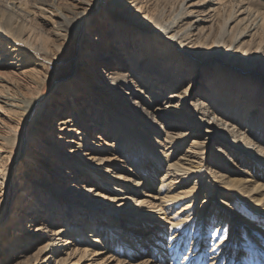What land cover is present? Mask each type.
<instances>
[{"label": "bare ground", "instance_id": "6f19581e", "mask_svg": "<svg viewBox=\"0 0 264 264\" xmlns=\"http://www.w3.org/2000/svg\"><path fill=\"white\" fill-rule=\"evenodd\" d=\"M61 1L67 3L60 5ZM61 1L34 0L28 7L22 0H13L11 5H0V34L6 36L0 37V62L6 59H11L9 64L15 65L35 62L25 65L21 71L3 74L0 69V221L9 211L11 216L14 215V225L19 224L15 219L19 211H15L14 206L8 210L6 206L9 193L13 191L14 198L25 186V189L30 188L29 194L33 197L27 204L28 214L23 215L25 218L19 216V222L27 223L28 231L23 233L26 234L24 239L19 240L23 244H17L23 245L18 264H50L52 259L55 264H166L169 260V264H176L181 254L178 242L188 245L190 238L189 250L181 264H198V261L202 264L208 252L211 254L209 264H219L227 250L224 264H231L230 252L234 247L231 236H236L237 230H240V239L257 246L241 256L245 260L258 257L259 251H264V205L260 204L264 203V97L260 94L261 85L243 83L233 75L216 72L215 76L210 75L205 80L207 90L200 91L192 108L187 102L189 89L180 90V81L196 77L190 72L195 65L194 57L200 58L196 48L215 32L217 23L221 26L214 37L215 43L223 42L236 32L234 29L238 24L251 23L247 24L249 29L237 30L230 43L232 49L239 50L245 46L246 39L242 40L254 36L264 25V11L252 10L243 0H181L174 18L165 22L161 20V12H156L144 15L140 21L131 11L136 7L142 10L144 4L147 7L153 0ZM103 3L112 7L110 10L116 11L118 16H105L108 25L104 23V16L88 19L81 34L80 61L75 76L58 85L49 97H43L50 73L47 62L66 49L80 33L84 16L94 13ZM156 4L153 11L158 8ZM227 7L229 12L225 11ZM110 10L105 9V14ZM30 16L42 24H49L50 31L37 33L29 25ZM122 17H131V23H123ZM92 23L96 24L95 33L88 39L92 36ZM108 34H116L113 45L108 42ZM158 37L173 48L164 58L166 51L160 47L164 44L156 40ZM131 42L134 43L133 52L125 48ZM117 48L122 51L118 52ZM144 48L148 58L155 54L154 51L159 54V50H163L160 67L156 66L161 59L158 57L155 60L152 57L150 62L148 59L140 62ZM257 49L264 52V45L259 44ZM182 58L189 63L186 72L174 65ZM128 65L132 69L129 70ZM162 65L167 68L162 69ZM175 74L178 81L174 80ZM124 87H133V90L124 95ZM59 92L63 96L51 107ZM131 94L134 95L132 100ZM93 102L97 104L90 105ZM254 103L261 104L256 115L248 110L257 108ZM129 106L146 108V119L140 118V114ZM46 112L48 115L38 130ZM162 118L164 121L158 123ZM163 131L165 143L157 138ZM95 132L102 143L94 140ZM24 134L28 143L25 157L22 155ZM76 134L80 135L79 141L74 140ZM56 137L61 141L57 147L51 141ZM210 141L228 142L232 149L217 148L220 154L216 155L215 150L208 148ZM74 142L79 145L76 150L66 145ZM106 150L112 151L111 154H100ZM246 153L249 160L243 167L241 162ZM52 158H58L62 163H52ZM41 161L52 166H45ZM164 163H167L166 167ZM90 165L100 175L86 169ZM17 167L22 168L19 175ZM163 167L165 170L156 191ZM71 169L77 181L86 178L82 184L75 181L67 188L52 184L53 180L64 182L62 175L69 174ZM113 169L126 173L116 175L126 183L119 186V192L142 208H126L127 203L122 202L117 207L106 208L107 212L99 210L104 208V199L108 198L106 187L102 189L99 184L101 175ZM11 172L16 174L10 178ZM89 181L92 184L86 185ZM180 185H183L181 189ZM52 186L61 192L75 188L82 191L85 199L79 201L80 209L70 206L72 200L63 201L58 208L53 202ZM147 188L165 194L140 191ZM132 192L136 194L127 195ZM140 194L153 199L141 198ZM40 197L54 208L44 211L43 203H37L43 202ZM121 197L112 200H121ZM155 197L159 198L158 203ZM239 197L247 211L234 206ZM35 199L39 200L35 202ZM147 203L152 207H145ZM232 208L238 213L241 211L240 227L231 215ZM168 212L172 215L163 216ZM35 218H45L46 223L33 230L30 228ZM168 232L170 236L166 241ZM211 232L213 240L208 238ZM216 236L218 241L214 240ZM38 238L42 241L28 251ZM10 246L13 250L15 242ZM146 250V255L141 256ZM16 253L18 251L13 254ZM5 256L0 251V258ZM9 257L1 259L0 264H5ZM137 257L140 258L138 261ZM261 261L264 264V260Z\"/></svg>", "mask_w": 264, "mask_h": 264}, {"label": "rangeland", "instance_id": "374dc122", "mask_svg": "<svg viewBox=\"0 0 264 264\" xmlns=\"http://www.w3.org/2000/svg\"><path fill=\"white\" fill-rule=\"evenodd\" d=\"M12 1L13 0H0V5L1 6H3V5H11V2ZM243 1L244 2H247V4L251 6L252 10L264 11V6H263L264 5V0H243ZM22 2H24L26 5H28V7H31L32 4H33V2H34V0H22ZM152 2L153 3L152 4H148L147 7L144 4V7L145 8H143L142 10H138L139 8H137V7L134 8L131 11V13H136L135 16H137L140 19V21H142L144 15H146L148 13L155 14L156 12L157 13L158 12H161V14H160V15H162L161 16V20L162 21L164 20L166 22V21L174 18V15L177 12V8L179 7V4H180L181 0H153ZM59 3H60V5H64L67 2H65V1L62 2L61 1ZM155 3H157L156 5H158V8H157V10L153 11L152 10V7H153V5H155ZM111 8H110L109 5L104 6V3L103 4H99L94 13L88 14V15L84 16V18L82 20V27H81L80 33L77 34L76 36H74L73 40H71L70 43H68L66 49H64L59 56H53V57H51L50 61L47 62L48 70H49L50 73H49V79H48L46 85L44 86V90H43L44 96L43 97H45V98L49 97L54 92V90L56 89V87L58 85H60V84H62L64 82L70 80L71 77L75 76V73H76L75 71H76V68H77V63L80 61V39H81L82 31L85 29V24L87 23V21H88V19L90 17H98L99 18L101 16H104V21H106L104 23L106 24L108 21H107V19H105V16L107 17V16H110L111 14L118 16V14L116 13V11H114V13H116V14H114L113 11L110 10ZM105 9L110 10L109 13L105 14ZM228 9L230 10V8L227 7L225 9V11H228L229 12ZM37 12L39 13L40 11H37ZM38 15H41V14H38ZM30 17L31 18L29 20L30 21L29 22V25L31 24L30 26L31 27H34L35 30L37 31V33H42V32H46V31L49 32L50 31L49 30V27H50L49 24H47V23L44 24V22L42 24V22H40L38 19H35V18L33 19V16H30ZM241 17H244V16H241ZM241 17H239V19ZM121 19H122V22L123 23H127V22H130L131 23V21H132L131 20L132 19L131 17L128 18V19H125L124 17H122ZM236 22H234L233 24H235ZM108 23H107V25H108ZM233 24H231V25H233ZM247 24H249V22H247ZM247 24L246 23L245 24H243V23L242 24H238V26H236V29H234V30H236V32H237V30H242V28H245V27H246V29H249V27H250L249 25H251V23L249 25H247ZM90 26H91V29H92V36H88L87 37L88 39H90L91 37H93V35L95 33V30H93V29L96 27V24L95 23H92V24H90ZM220 26H221V23H217L215 25V32L212 33V35H210L206 40H204L206 44L203 41V43L200 44V45H198V47L196 48V50H197V52L199 54L198 56L200 58H195L194 57L193 62H195V65L193 66L194 68H192L190 70V72L192 74H196V77H194L192 79L191 78L184 79L183 82L180 81V83H181L180 84V90H185L187 88L189 89V94H188L187 102H188V105H190V107H192V108H194L193 107V104L195 103V101H197L198 97H200V91L205 92L207 90L206 89V84H205L206 81L205 80H207V78L210 75H214L215 76L216 75V72H217V74H219V73H224L225 74L226 73L227 75H230V76L233 75L232 77L241 79V81H243V83L248 82V83H251V84L258 85V86L261 85L260 87H261L262 90H261V93L260 94H261V96L264 97V52L263 51L261 52V51H259L257 49V47L259 46V44L260 45H264V25H261V27L258 29V31L256 32L257 35L255 34L254 36L253 35L252 36L250 35V36L245 37L242 40V42H243L246 39L244 41L245 42V46L242 49H239V50L232 49L231 46H230V43L233 41L234 36L236 34L235 31L232 34H230L226 39H223V42H216L215 43V38L214 37L217 36L218 31L220 29ZM42 29H43V31H41ZM39 30H40V32H39ZM44 35H47L48 36V33L47 34L45 33ZM108 35H109L108 42H110V44L113 45L112 43L117 40L116 39V34H112V35L111 34H108ZM129 35L131 37L132 30H130ZM232 36H233V38H232ZM0 37L6 38V36L1 35V34H0ZM7 39H10L11 40L10 37H7ZM156 40H159V41L161 40V43L164 44V45H161L160 46V47H162L166 51L163 54V58H164V55L165 54L169 53L170 51L171 52L173 51V48H172V46L170 45L169 42L168 43L167 42H164V39H162L161 37H158V39H156ZM133 44L134 43H132V42L130 44H128L127 47H125L126 50H130L131 52H133ZM119 50L122 51L121 48L120 49L117 48V51L118 52H119ZM103 51H105V50H103ZM14 52H17V51H14ZM131 52H130V54H131ZM154 52H155V54H153V56H150L148 58L147 57V50L144 48L143 51H142V53H141V57L139 59L140 62L141 61H144V59L145 60L148 59L149 62H150L152 60V57H153L154 60L157 59V57H158V58H161V59L158 60L156 66L157 67H160L161 64H162V57L161 56H162L163 50H159V54L160 55L159 54H156V51H154ZM10 60L11 59H8V60L6 59V61H3L2 63L0 62V67H1L0 69H1V72L3 74L8 73V72H10L12 70H14V72L17 71V70H20L21 71V70L25 69V68L22 69V67H26L25 65H27V64L29 65L31 63H35L34 61H32V62H28V63L22 64V65H15V64H9L10 63ZM34 60H36V58H34ZM174 65H175V67L177 66V68L179 70H181V68H183V70H182L183 72H186V70L189 67L188 61L186 59H183V58L180 59V61L176 60V63ZM162 66H163L162 69H166L167 68L166 66H168V65L166 64V66H164V65H162ZM19 67H20V69H18ZM128 69L130 70V69H132V67L130 65H128ZM188 72H189V70H188ZM174 76H175L174 77V80L176 79V81H178L177 74H175ZM174 80L172 79V81H174ZM132 88H130V87H126L125 88L124 87V89L122 90V93H124V95H125V92H132V90H133ZM236 90H238V89H236ZM84 93H86V92H84ZM85 95H86L85 97L88 96L87 94H85ZM62 96L63 95L60 94V92L57 95H55L54 98H53V102H52V104L50 106L51 107H54L55 104L57 103V101H59V99H61ZM120 96L124 97L123 95H120ZM133 97H134V95L131 94V96H130L131 100L133 99ZM92 99H93V97L90 98V100H92ZM95 104H97V103H94L93 102L90 105H95ZM254 104L257 105L256 103H254ZM259 106H261V104H259ZM259 106L257 105V108H255V109H250L249 108L248 110L251 111V112H253L256 115L258 113H255V112H257L258 109H261V107L259 108ZM84 107H86V106H84ZM129 107H130L129 109H131V110L135 109V111H136L135 113L136 114L137 113L140 114V118L141 117L142 118L144 117L146 119V116H147L145 114V112L147 111L146 108H135L133 106H129ZM252 108H254V107H252ZM91 110H94V107H92ZM261 111H263V109ZM261 111H260V113H261ZM69 113L70 112H68V114ZM47 115H48V113L46 112V114L42 118V121H40V123L38 124V130H39V127L42 125L43 121L45 120V118L47 117ZM62 117H64V116H60V118H62ZM60 118L57 117L56 119L59 120ZM163 121H164V119L162 118V119H159L157 122L158 123H161ZM198 121H199V119H198ZM46 127H48V126H46ZM177 128H179V126H177ZM38 130H36V132H35L36 134H37ZM47 130H45V132ZM263 130H264V128H263ZM72 133H74V132H72ZM97 134H98L97 132L94 133V135H93V137L95 138L94 140H96L98 142V144L99 143H102V140L96 137ZM165 134L166 133L163 131L162 132V136L157 137V138H159L160 141H162L164 143L166 142ZM77 135H78V137H77ZM79 137H80V135L79 134H76V137H74L76 139H74V140L79 141ZM25 138L26 137H25V134H24V144L22 146V150H23V154L22 155H23V157H25L28 154V152H27L28 151V149H27V146H28L27 144L28 143L26 142ZM49 139L50 138H48V140ZM51 141H52V143H55V145H54L55 147H57V144L61 143V141H59V139H57V137L55 139L51 140ZM227 143L228 142H226V143L224 142L223 144H220L217 141H210L208 143V148H210V150L211 149L215 150L216 151V155L217 154L219 155L220 153L219 152L217 153V148L218 149L219 148L221 149L223 147L226 150L229 149V148L232 149L231 145L229 143L228 144ZM66 145H68L70 148L73 147L75 150L77 148H79L78 147L79 145L78 144H75V142L74 143H68ZM30 147H32V146H30ZM35 149L36 148H34L33 151H35ZM160 150H164V148L163 147H160ZM57 151H59V148L57 149ZM40 152H42V154H46L43 151H40ZM110 152H112V151H110ZM110 152H108V150H106L104 152L102 151V153H100V154H105V153L111 154ZM181 153L179 155H181ZM49 157L51 158V155H49ZM173 157H175V156H172V158ZM243 158H244V159H242V162L243 163L241 162V165L243 167H245L247 165V160H249V154L247 155V153H246V156H244ZM52 159H53L52 163L54 161L59 162V163H62V161L58 160V158H52ZM221 159H223V157H221ZM223 160H229V159L226 158V159H223ZM113 161H116L117 162V160H113ZM41 163L43 165H45V166H48V167H51L52 166L51 163H45V162H42V161H41ZM118 163H120V162H117V164ZM229 164L230 165H233L231 162ZM164 165L166 167L167 166V163H164ZM39 167H40V169H42V165L39 166ZM165 167L162 168V170L160 171V173L158 175V186L156 187V191H158V189H159L160 180H161V177H162V173L165 170ZM21 169L22 168H19V167L16 168V173L18 172V175H19V172L21 171ZM86 169H88L91 172H95V175H100L99 173H97L95 171V169H92V165H90L89 167H86ZM113 170L114 171H107L106 170V171H104L105 173L103 175H101L102 176V179H100L99 184L102 187V189L106 187L107 190H106V192L105 191L104 192H105V194L107 195L108 198L104 199L105 204L102 206L104 208L103 209L100 208L99 210H103L105 212L107 209H110L111 207H117V206H119L120 203H122V202L127 203L126 206H125L126 208L129 207V208L135 209V210H139L140 208H142V206H139L138 203L136 204L135 202L131 201V199H129L128 197H126V195L124 196V194L122 192H119V186H123L126 183H125L124 180H122V178H117L116 175H119V176H120V174L126 175V173H124L122 170H118V169H113ZM208 170H209V166H208ZM119 171H120V173H119ZM16 173L11 172L10 173V178L13 177ZM74 174L75 173L71 169V171L69 172V174L66 173V174L62 175V177L65 178L64 182H61V181L59 182V181L53 180V183L52 184L53 185L55 184L56 186L59 184V187L67 188L68 186H70V184H72L75 181L78 182V185L79 184H82V182L85 181L86 178H83V179L77 181L74 178ZM27 180H29V178ZM31 183H32V180H31ZM86 183H87L86 185L92 184V182H90V181L89 182H86ZM103 185H104V187H103ZM19 186H20V184H18V187ZM56 186H54V187L52 186V191H53L52 198H53L54 204L56 206H58V208L60 206V203H64L63 201L72 200V202H70L71 203L70 206L72 205V206H75L76 208H79L80 209L81 206L79 205V201L80 200L82 201L83 200V197H84L83 193H81L82 191H80L77 188H75V189H72V190H69V191L66 189L67 191L64 190L63 192H61L60 189L55 188ZM182 186L183 185H180L179 188L182 187ZM16 189H17V186H16ZM49 190L51 191V189H49ZM140 191H144V193H147L148 192L150 194H156V195L159 194L160 196H163L165 194V192H163V193L162 192L161 193H155V192H153L149 188H147V189H141ZM29 192H30V188L28 187L27 189H25V186H23L22 187V191H19L18 190V193L15 195L14 198H13V191L11 193H9V197L10 198H9L8 203H6V206L8 207V210L9 209L11 210V206L12 207L14 206L15 207V211H19L18 215L19 216L22 215V218L24 217L23 215L28 214V211L30 209L27 208V204H28V202L30 200L33 199L32 195H30ZM66 194L71 195V197L70 196H66ZM134 194H136V192H132V193H129L127 195H129V196L130 195L131 196L133 195L134 196ZM47 195H50V194L47 193ZM143 195H145V194H140L138 196H140L141 198H147V199L152 198V197H147V196H143ZM118 196H123V197H121V200L120 199L119 200L118 199L117 200H112L113 197L116 198ZM69 197L71 199H69ZM109 198H111V199H109ZM42 199H43V202H37V203H43L42 205L44 207H41V208H43L44 211L45 210H50V209H53L54 208L53 206H49V203H46L44 201L45 200L44 197H40V200H42ZM84 199H85V197H84ZM158 199L159 198H157V197L154 198V200H156V201ZM203 199L204 198H203V195H202L201 198H200L201 203H202ZM36 200H39V199H35V202H36ZM47 200H49V198ZM220 200H224V198H220ZM230 200H231V198H230ZM102 201L103 200H100L99 203H102ZM158 202H159V200L157 201V203ZM228 202H229V200H228ZM242 202H243L242 198L239 197V198H237V203H236L237 205L234 204V206H236V207L237 206H241L243 210L247 211V208L244 205H242ZM12 203H14V205H12ZM260 204L261 205H264V203H260ZM145 207H152V206H151V204L147 203V204H145ZM95 209H97V208H95ZM82 211H85V210H82ZM231 211L233 213L231 215L237 221L236 222L237 226L240 227L241 226V219H240V217H241L240 216L241 211H240V213H238L236 211V209H234V208H232ZM10 213H11V211H10ZM127 213H122L121 215H125V214L128 215ZM167 214H169V216L172 215V214H170V212H168V213H165V214L163 213V216H167ZM242 214L244 215L243 211H242ZM110 215H113V214L111 213ZM13 216L14 215L11 216V214H9V211H8V215L5 216L4 219H2L0 221V244L2 243V245H0V251H2V253L4 255H6L5 258L7 256H10L8 258V261L5 262V264H18L19 263V261L21 260V258L19 257V255H20V253H22L20 251H22L23 245L20 247V246H17V244H19V245L23 244L19 240L20 239H24V237H25L26 234H23V233H27V231H28V230H26V224L27 223L24 222V221H20L19 222V216H18V218L15 217V219H18V223H19V224H17V226H15L14 225V222L15 221H12L13 220ZM44 219L45 218H41V219L35 218L34 219V222H33V226H31L30 229H33L34 230L36 227H38V225H41V223H46V221ZM97 219L99 220V218H97ZM196 220H197V218L194 219V221H196ZM21 226H22V229H21ZM56 226L57 225H54L53 227H56ZM242 227H243V225H242ZM35 232L36 231H34V233ZM239 232H240V230L239 231L237 230L236 231V236L234 234L231 236L232 245H234V247H232L231 252H230V257H231L230 261L232 262L231 264H262V261L261 260H264L263 259L264 258V256H263L264 255V251L263 250H260L259 251L258 257H256L254 260H252L251 258H250V260H245L244 257L241 256V254L244 253L245 251H252L257 246H255V244L253 242H248L247 243V242L244 241V239H240L239 236H238L239 235ZM255 234L256 235H259L257 233V231L255 232ZM213 235L214 234L212 232H211V234L208 233L209 240H213ZM169 236L170 235H169V232H168L166 234V236H165L166 241H168ZM214 240L215 241H218L219 240L218 236H216V239H214ZM41 241H42L41 238H38L36 240V244L31 245L30 246V249L28 251H30L31 249L36 248V246ZM191 241H192L191 238H190V240L188 239V245L183 244L184 246L181 243L179 244V242H178L177 246H178V249L181 252V254L178 257V260L176 261V264H181V262L183 261V259H184L183 257L188 252L189 247H190V244H191ZM13 242H15L16 247H14V249L11 250V246L10 245ZM4 244H6V245H4ZM9 246H10V248H9ZM211 246L212 245L210 244L208 246V249H210ZM240 246H241V249L239 248ZM248 246H250V248H247ZM19 247H20V250H19ZM12 251H13V253H15V252L18 251V253L13 254ZM227 251H224V256H222L223 259H222L221 263H219V264H224L225 263ZM238 251H240L239 252V259L236 260ZM146 252H147V250L145 251V254H143L141 256L146 255ZM210 255L211 254H209V252L205 255L204 261H203L202 264H209V262H210V259H209L210 257L209 256ZM3 258L4 257H1L0 260L3 259ZM139 259H140L139 257L136 258L137 261ZM240 259H243V260L240 262L239 261ZM169 261L166 262V264H169ZM50 264H55V262L53 261V259H52V262ZM198 264H199V261H198Z\"/></svg>", "mask_w": 264, "mask_h": 264}]
</instances>
